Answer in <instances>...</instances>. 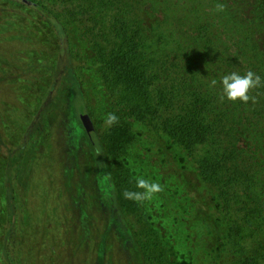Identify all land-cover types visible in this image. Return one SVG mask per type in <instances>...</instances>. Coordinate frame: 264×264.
I'll return each mask as SVG.
<instances>
[{
	"label": "trees",
	"instance_id": "1",
	"mask_svg": "<svg viewBox=\"0 0 264 264\" xmlns=\"http://www.w3.org/2000/svg\"><path fill=\"white\" fill-rule=\"evenodd\" d=\"M48 1L0 0V94L10 78L49 76L14 146L0 124L10 228L18 204L26 210L38 153L58 147V132L68 141L71 168L84 163L89 178L98 177L100 190L92 188L83 208L98 206L108 235L99 234L100 241L114 242L126 264H264V86L249 92L255 104L219 99L223 75L252 70L264 81V0ZM47 30L57 35V55L28 59L16 42ZM83 72L98 80L99 120L83 92ZM107 113L119 118L110 128ZM91 131L102 154L90 145L91 155L82 156ZM127 152L148 161L142 177L161 184L160 195L174 178L179 206L173 226H166L172 213L163 217L164 242L153 233L152 242H141L149 230L126 219L128 209L141 207L122 195L141 191L129 162L118 160Z\"/></svg>",
	"mask_w": 264,
	"mask_h": 264
},
{
	"label": "rangeland",
	"instance_id": "2",
	"mask_svg": "<svg viewBox=\"0 0 264 264\" xmlns=\"http://www.w3.org/2000/svg\"><path fill=\"white\" fill-rule=\"evenodd\" d=\"M41 1L48 6L50 4L48 0ZM27 24L33 26L30 22ZM37 34L38 37L28 41L18 40L17 47L27 48L26 56L30 60L54 58L58 49L57 35L50 30H47L45 34L43 31ZM80 74L87 102L95 119L99 120L103 110L94 99L98 80L87 72ZM48 80L49 76L44 72H39L22 79L10 78V81L6 83L7 90L3 89L0 94V124L6 135L7 144L14 146L19 141L22 131L31 120L37 104L39 105V94L44 92ZM78 129L83 135L82 129L79 127ZM58 135V132L54 134V140L59 144L58 147L54 149L53 145L49 146L48 150L43 152L42 157L41 153H38L39 159L36 162L37 165L39 164L38 171L37 173L32 172V179L25 193L27 198L23 202L26 210L20 207V203L16 208V228L13 230L11 241L13 244L15 241L18 246L20 257L15 251L14 255L17 260L21 261V264H126L119 254L117 257L116 253L119 252H116L114 242L107 239L103 244L100 241L99 234L106 237L108 235L103 231L102 216L97 213L98 206L91 204L86 211L83 208L85 197L90 200L92 188L94 187L97 192L100 190L98 177L95 181L90 179L89 168L85 167L88 165H84L83 162L71 168L74 165L68 162L69 157L66 155L68 141L66 137L60 138L57 137ZM84 138L87 144L82 156H90L92 146L90 147L91 144L86 139V135ZM126 154L127 157L121 155L118 160L125 166L128 161L130 173L136 172V178H143L144 166L148 161L143 157L133 156L130 152ZM109 161L116 166L114 160ZM6 163L7 157L3 151L0 154V255L4 226L8 225L5 191ZM132 166H135V171H132ZM173 180L174 178L170 177L165 181L166 195L157 193L151 199L155 207H151L150 203L146 209L142 206L143 202L140 203L141 207L137 211L125 210L126 219L133 229L143 230V227H146L149 230L147 236L144 231L140 234L142 235L141 242L145 243L146 240L152 242L151 233L156 236L159 243L168 240L167 236L162 237V232H165L162 229V224H164L162 220H164L165 213L169 215L172 213L166 226L167 228L173 226L174 208L179 206V199L173 197L175 191ZM75 204L76 208H74ZM146 222L151 223L148 226ZM169 235L170 241L174 242L176 234L173 229H169ZM30 253H32V259H30Z\"/></svg>",
	"mask_w": 264,
	"mask_h": 264
},
{
	"label": "clouds",
	"instance_id": "3",
	"mask_svg": "<svg viewBox=\"0 0 264 264\" xmlns=\"http://www.w3.org/2000/svg\"><path fill=\"white\" fill-rule=\"evenodd\" d=\"M217 11H223L225 5L218 3L215 5ZM222 85V93L219 97L220 102L225 99L231 102L237 100L242 103L247 104L251 101L253 104L257 103V97L255 95L250 96L249 92L253 89L260 88L264 86V81H262L260 75L248 70L244 75H240L237 72H232L223 75L220 80ZM217 85V80L215 78L211 79L209 86L215 87ZM119 118L114 113H107L104 118V127L110 128L114 124L118 123ZM136 188L142 191H130L124 190L122 195L125 199L133 200L138 203H143L144 201H150L153 199L154 195L164 191L161 184L157 182H150L143 178H137Z\"/></svg>",
	"mask_w": 264,
	"mask_h": 264
},
{
	"label": "flooded vegetation",
	"instance_id": "4",
	"mask_svg": "<svg viewBox=\"0 0 264 264\" xmlns=\"http://www.w3.org/2000/svg\"><path fill=\"white\" fill-rule=\"evenodd\" d=\"M16 215V213H15ZM8 216V215H7ZM14 222H15V218ZM16 225L13 224L12 227L10 228L9 225L4 226V233L2 236V248H1V255H0V264H21V261L14 255V251L16 255H19L20 257V251L18 246L12 243L11 238L13 234V230H15ZM18 253V254H17ZM30 259H32V253H30ZM34 263V262H33Z\"/></svg>",
	"mask_w": 264,
	"mask_h": 264
},
{
	"label": "water",
	"instance_id": "5",
	"mask_svg": "<svg viewBox=\"0 0 264 264\" xmlns=\"http://www.w3.org/2000/svg\"><path fill=\"white\" fill-rule=\"evenodd\" d=\"M88 139H89L95 153L97 155H101L102 154V147H101V143H100V140L98 138L97 133L95 131L89 132L88 133Z\"/></svg>",
	"mask_w": 264,
	"mask_h": 264
}]
</instances>
